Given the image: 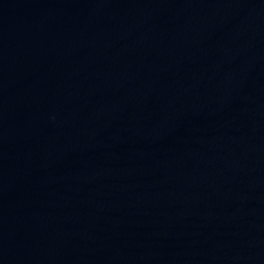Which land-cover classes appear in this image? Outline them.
Segmentation results:
<instances>
[{
    "label": "water",
    "instance_id": "obj_1",
    "mask_svg": "<svg viewBox=\"0 0 264 264\" xmlns=\"http://www.w3.org/2000/svg\"><path fill=\"white\" fill-rule=\"evenodd\" d=\"M0 264H264V0H0Z\"/></svg>",
    "mask_w": 264,
    "mask_h": 264
}]
</instances>
